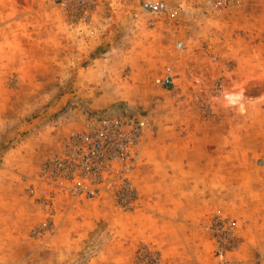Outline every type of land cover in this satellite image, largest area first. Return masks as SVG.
I'll use <instances>...</instances> for the list:
<instances>
[{
    "label": "rangeland",
    "instance_id": "rangeland-1",
    "mask_svg": "<svg viewBox=\"0 0 264 264\" xmlns=\"http://www.w3.org/2000/svg\"><path fill=\"white\" fill-rule=\"evenodd\" d=\"M165 1L189 7L174 23L177 38L185 43L183 51L174 47L176 38L165 17L150 26L156 17L141 10V0H99L84 25L68 24L53 0H0V264H89L103 249L114 260L96 264H132L139 243L158 249L161 264H214V243L202 225L218 209L235 220L241 239L227 257L239 264H264V164H259L264 160V88L255 93L261 108L254 125L247 118L228 124L234 137L228 147L241 154L227 157L226 186L221 192L204 187L210 198L193 204L196 219L169 220L163 227L165 246L156 236L161 196L155 188L156 169L171 171L175 180L173 186L169 183V194L178 196L180 173L189 169L197 184L200 161L204 181L219 178L209 171L219 157L178 152L214 146V141L197 137L204 127L203 98L195 96L199 113L193 117L187 108L173 109L175 88L161 86V77L186 67L183 58L192 53L204 58L197 63L206 71L222 62L232 70L234 60L228 58L233 53L264 54V0H242L219 15L203 13L199 0ZM256 63L264 70V61ZM92 67L96 74L87 71ZM224 75L217 73L214 88ZM246 84L233 89L245 90ZM196 86L204 83L193 78L185 93ZM99 100L112 104L95 109ZM118 111H145L156 125L136 164L144 162V153L150 155L147 186L140 191L133 180L138 206L126 212L107 198L76 200L60 193L54 203V230L30 236L31 228L48 214L28 191L35 186L36 195H45L36 180L41 162L58 149L64 134L81 128L93 115ZM160 147L166 149L163 157ZM175 206L186 210L184 204ZM97 217L102 218L92 228ZM257 239L262 249L255 246Z\"/></svg>",
    "mask_w": 264,
    "mask_h": 264
},
{
    "label": "built area",
    "instance_id": "built-area-1",
    "mask_svg": "<svg viewBox=\"0 0 264 264\" xmlns=\"http://www.w3.org/2000/svg\"><path fill=\"white\" fill-rule=\"evenodd\" d=\"M199 1L203 13L219 15L242 0ZM53 2L68 24L84 25L92 19L99 0ZM140 8L144 13L156 17L149 23L150 26H154L155 20L165 17L169 21L170 35L176 38L174 47L185 50L184 41L177 38L174 23L179 22L181 15L190 12L189 7L182 2L169 6L165 0H141ZM159 82L167 89L175 88L170 74L161 77ZM155 130L156 125L145 111H118L93 115L81 128L64 134L59 140L58 149L41 162L36 173V180L43 184L45 195H36L35 186L28 187L35 200L48 210L46 218L31 228L30 236L40 237L54 230V203L60 193L76 200L107 198L120 211L135 210L139 194L132 173L144 140ZM259 164H264V160ZM202 227L214 243V264H239L227 257L241 244L235 220L224 217L218 209ZM132 264H161L160 251L149 243H139Z\"/></svg>",
    "mask_w": 264,
    "mask_h": 264
},
{
    "label": "crops",
    "instance_id": "crops-1",
    "mask_svg": "<svg viewBox=\"0 0 264 264\" xmlns=\"http://www.w3.org/2000/svg\"><path fill=\"white\" fill-rule=\"evenodd\" d=\"M204 59L200 57L199 53H192L187 57L183 58V65L186 67H181V70L177 71L176 73H172V77L175 82V90L173 93L174 101L172 103V108H187V114L191 115L192 117L199 113L197 100H195V96L200 95L203 98L202 105L205 106L206 110L204 116V127L203 131L197 135L198 138H202L205 140L214 141L213 147H206L202 150L186 147L185 149L180 148L178 152L184 156L190 155H210L219 157L218 164H214V168L210 167L209 171L219 173V178L214 180V182L208 178L204 181V177L202 175L203 167L201 161L199 162L201 176L199 181L196 182L192 181L190 176L194 179L193 173H189L188 171L181 172L178 177V182L180 184L181 191L178 193V196H170L169 194V183L174 182L173 172L162 170L157 168L155 171L156 180H155V188L156 193L160 195V203H161V210L159 215L156 217L157 220H160L157 224L161 226V230L156 234L157 238L160 239V242L163 245H167L164 240V225L169 224V220H194L196 219L194 213V203L196 201H206L207 198H210L209 195H206V192L203 190L204 187L208 188H215L218 189L219 192L222 191V187L226 186L227 183V157L229 155H239L241 154L239 150L235 149V151H230V147H228V140L233 139L234 137L230 135L231 131H229L228 124L229 122H238L239 119L247 118L251 120V126L254 125V120L259 116V109L261 108L258 102V97H255V93H257L260 87L264 88V86H260V78L264 77V70L258 69V63L256 61H264V54H252V53H233L231 57L228 59L234 60L233 69L226 70L225 62L220 63L214 68H210L208 71L204 69L198 68L200 66L197 61ZM236 61V62H235ZM96 68H88L87 71L91 74H96ZM222 72L225 74L221 78L220 87L217 89L214 88V78L217 73ZM193 78L200 79L204 83V87H189L188 94L185 92V85L188 81L192 80ZM247 82V87L245 90L238 89L234 90V87H238L243 83ZM237 89V88H236ZM190 90H196L197 92L191 93ZM200 90V91H199ZM229 91V92H227ZM226 92V93H225ZM231 96V99L226 98L225 96ZM245 97L249 99H245ZM232 100V101H231ZM201 102H199L201 104ZM112 104V101H97V104L94 106L95 109H101L108 105ZM163 110V108L161 107ZM241 110H244V113H241ZM256 121V120H255ZM250 121H248V124ZM218 141V145H217ZM158 154L163 157L165 155V147L158 148ZM243 154V153H242ZM250 154V153H247ZM149 156L144 153L145 160L142 164L137 165L133 171V180L135 181L136 185L140 191H143L144 188L147 186L149 182L148 177L152 174L150 169V160ZM167 161V159L162 160V162ZM211 166V165H209ZM163 168V167H162ZM189 168V167H188ZM212 169V170H211ZM207 185L205 186V183ZM192 184V185H191ZM197 186L198 190L194 189ZM224 188V187H223ZM173 193V192H172ZM99 200V199H98ZM168 202L170 203L168 204ZM185 206L183 208L180 206H175V204ZM175 206V207H174ZM190 207V209H189ZM103 214V212H98ZM97 213V214H98ZM97 219L91 223L92 228H95L97 222L100 220ZM261 218V217H260ZM84 221H86V217L83 216ZM98 220V221H97ZM178 227V225H175ZM84 229V227H83ZM90 230V229H89ZM86 236L85 234L83 237ZM260 236V232L259 235ZM258 241L255 246L259 247L258 249H262L260 246L262 241L257 239ZM167 248V246H166ZM103 258V259H102ZM106 260L107 263H110L114 260V257L110 255V251L108 249H103L98 254L92 256L90 258L89 264H96L101 260Z\"/></svg>",
    "mask_w": 264,
    "mask_h": 264
},
{
    "label": "bare ground",
    "instance_id": "bare-ground-1",
    "mask_svg": "<svg viewBox=\"0 0 264 264\" xmlns=\"http://www.w3.org/2000/svg\"><path fill=\"white\" fill-rule=\"evenodd\" d=\"M228 95V94H227ZM226 98H228V99H231V96L229 97V95L228 96H226ZM232 101V100H231Z\"/></svg>",
    "mask_w": 264,
    "mask_h": 264
}]
</instances>
